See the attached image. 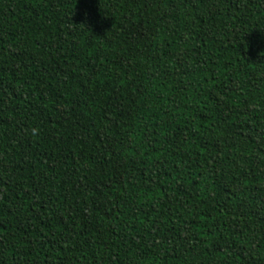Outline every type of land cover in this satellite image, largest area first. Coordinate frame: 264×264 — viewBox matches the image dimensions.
<instances>
[{"label":"trees","instance_id":"obj_1","mask_svg":"<svg viewBox=\"0 0 264 264\" xmlns=\"http://www.w3.org/2000/svg\"><path fill=\"white\" fill-rule=\"evenodd\" d=\"M0 264H264V0H0Z\"/></svg>","mask_w":264,"mask_h":264}]
</instances>
